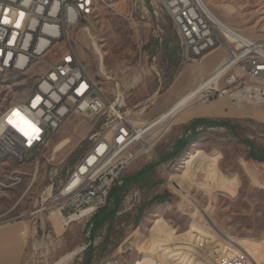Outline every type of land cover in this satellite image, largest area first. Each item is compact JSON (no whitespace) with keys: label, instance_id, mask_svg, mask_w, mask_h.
Returning <instances> with one entry per match:
<instances>
[{"label":"rangeland","instance_id":"rangeland-1","mask_svg":"<svg viewBox=\"0 0 264 264\" xmlns=\"http://www.w3.org/2000/svg\"><path fill=\"white\" fill-rule=\"evenodd\" d=\"M204 1L225 23L250 36L264 37V0ZM97 6L99 11L94 8L90 18L73 29L70 39L106 94L124 96V110L133 122L155 118L161 99L180 83L181 75L220 55V49H214L205 61H185L169 19L159 42L148 20L121 15L126 4ZM101 63L110 78L101 74ZM35 81L34 68L26 73L0 71V115L27 100ZM223 97L227 112L216 118L227 119L235 128L215 127L201 133L173 156L168 168L155 162V152L139 158L126 177L153 167L120 189L123 200L113 222L94 236L92 220H74L66 226L39 209L59 192L93 144V134L104 132L103 121L95 124L79 116L67 121L38 166L32 159L0 155V264H59L73 251L77 254L69 264H219L223 256L234 254L249 260L247 264H264V163L251 160L264 153L253 146L263 143L264 126L238 116L240 109ZM177 117L163 136L162 154L170 153L168 145L179 136L174 125ZM113 206L111 199L107 208ZM91 243L93 249L86 253ZM242 257H235V264H242Z\"/></svg>","mask_w":264,"mask_h":264},{"label":"built area","instance_id":"built-area-1","mask_svg":"<svg viewBox=\"0 0 264 264\" xmlns=\"http://www.w3.org/2000/svg\"><path fill=\"white\" fill-rule=\"evenodd\" d=\"M110 1L111 7L126 4L122 16L148 20L159 42L169 19L185 61L221 49L219 63L193 104L223 96L237 109L264 103V37L229 24L221 27L202 0ZM90 8L99 11L94 0H0V71L26 73L34 68L36 79L28 104L0 115V154L32 159L38 166L57 131L75 116L106 126L93 134V144L59 192L40 207L49 219L58 208L64 220L77 214L89 222L108 204L112 189L124 185L128 168L165 135L161 131L152 136V119L134 124L124 110V96L110 98L76 52L70 33L90 18ZM232 256H223L219 264H235V257H242ZM245 259L242 264L249 263Z\"/></svg>","mask_w":264,"mask_h":264},{"label":"crops","instance_id":"crops-1","mask_svg":"<svg viewBox=\"0 0 264 264\" xmlns=\"http://www.w3.org/2000/svg\"><path fill=\"white\" fill-rule=\"evenodd\" d=\"M217 48L216 50H218ZM214 51H210L203 59L206 60L209 55H211ZM222 56V51L220 49V55L219 57L214 60L212 63L207 64L203 66L201 64L200 68H190L187 71L186 76L181 75L180 83L178 82L177 85H173L172 88H169L166 94L161 99L157 111L158 115L167 110L170 106L172 107L175 103H177L180 99H182L185 95H187L190 91L194 90L199 84H201L207 76L213 71V69L216 67V65L219 63ZM202 59V60H203ZM203 61V63H204ZM224 104V105H223ZM226 101L224 100V97H219L216 99H213L210 101V103H196L194 105H191L184 109L176 118V125L178 127L177 130L179 133V136L175 137L173 141L168 145L170 153L169 154H162L159 152V150H162L164 147L165 142L162 139L157 143V145L154 147L152 152H155L153 157H157L156 163H159V166L167 167L173 163V156L179 155L183 150L187 149L190 143H194V140H196L199 135L205 131H210L211 129H214L215 127L220 128H228L224 126H213L211 124L206 123H199L194 124V122L197 119L200 118H206V119H212V120H221L216 117L223 116L225 112V106ZM238 116H243L246 118V121L250 122L251 124L255 125H263L264 126V103L254 105L248 109L242 108L239 111ZM227 117V116H224ZM227 120V119H223ZM228 121V120H227ZM229 122V121H228ZM231 126H233L232 122H229ZM197 127H202L203 129L200 131H196ZM182 129V131H180ZM191 130V133L189 131ZM165 137V136H164ZM167 139V138H166ZM263 143L254 146V150L257 149L258 151L263 150L264 151V140L262 139ZM199 142V141H198ZM249 142V141H248ZM161 143V144H159ZM257 151V150H256ZM264 155V153H263ZM159 157V158H158ZM171 158V159H169ZM168 159V160H167ZM254 162L264 163L255 159H251ZM158 166V167H159ZM168 168V167H167ZM168 223V222H167ZM8 223H2V225H5ZM172 226V225H171ZM173 227V226H172ZM174 228V227H173ZM26 229H24L21 234L25 236Z\"/></svg>","mask_w":264,"mask_h":264},{"label":"bare ground","instance_id":"bare-ground-1","mask_svg":"<svg viewBox=\"0 0 264 264\" xmlns=\"http://www.w3.org/2000/svg\"><path fill=\"white\" fill-rule=\"evenodd\" d=\"M95 4H102L108 7H111V1L110 0H94ZM203 4L206 6V8L208 9V11L212 14V16L214 17V19L216 20V22L218 24H220L221 27L227 25V23H225L220 17H218V15L216 13H214L209 6L205 3L204 0H202ZM94 11V8H90V15L92 14V12ZM85 29H88V27H84ZM95 47L98 50V52L101 55V59L103 58V54L100 51L99 46L96 44L95 42ZM217 49V48H214ZM212 49V50H214ZM220 49V48H219ZM211 50V51H212ZM209 53V52H208ZM207 53V54H208ZM207 54H205L202 58H200L199 60H202ZM0 56H2V46H0ZM197 61V60H195ZM3 71H10V69H3ZM101 74L106 75L107 78H110V76H107V72L104 68V64L101 63ZM206 80H204L201 84H199L194 90L190 91L187 95H185L182 99H180L177 103H175L172 107H170L167 111L163 112L160 116L158 115L157 117L153 118L152 121L149 122V124H151V126L153 127L152 130V136H156L158 133H160L161 131L163 132H167L170 128L171 125L168 126V124L175 118L177 117L184 109H186L187 107L194 105V98L195 96H197L200 92H202V90L204 89V83ZM31 99V96L20 103H17L13 106H11L9 109H7L5 112H8L9 110H11V108H19L22 106H25L26 104H28L29 100ZM244 108V107H242ZM239 108V109H242ZM237 109V108H236ZM142 122V121H141ZM140 121H135L133 122L134 124H140ZM1 156H6V154H0ZM0 189H1V185H0ZM42 210V209H41ZM38 212V211H37ZM51 219H54L56 217H58L63 223L64 222H69V224L74 221V220H79V216L77 214H72L69 218H66V220H64L62 218V215L59 211L58 208H56V210L54 209L53 211H51ZM26 232V231H25ZM81 248V247H80ZM74 252L77 251H73L68 253L67 255H65L59 262V264H69L70 262V258L74 254Z\"/></svg>","mask_w":264,"mask_h":264},{"label":"trees","instance_id":"trees-1","mask_svg":"<svg viewBox=\"0 0 264 264\" xmlns=\"http://www.w3.org/2000/svg\"><path fill=\"white\" fill-rule=\"evenodd\" d=\"M199 123H206V124H211L213 126H224V127H228L229 129H234L235 126H231L229 124V122L227 120H212V119H206V118H200L197 119L194 124H199ZM255 160L264 162V155L261 156H254ZM148 167V168H147ZM149 167H153V166H146L145 168H143L142 170H140L137 174H135L132 177H135L136 179H141L145 176V174L148 172ZM132 177H126L125 178V183L123 186L121 187H114L112 189L111 195H110V200L108 202V204L111 202V199H113L114 202V206L112 209L107 208V205L104 206L103 208H101L92 218H91V223H90V232H91V236H94L95 233L102 228L103 225H105L106 223H112L115 215L122 203L123 200V196L120 195V189H122L123 187L127 186L129 183V180ZM93 249V244L91 243L85 250L86 253H89L90 251H92ZM91 264V262H90Z\"/></svg>","mask_w":264,"mask_h":264}]
</instances>
